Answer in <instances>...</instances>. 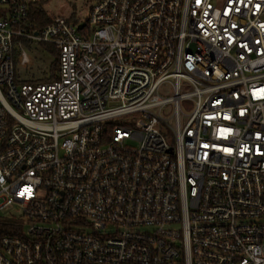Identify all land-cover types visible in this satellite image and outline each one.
<instances>
[{
    "label": "built area",
    "instance_id": "1",
    "mask_svg": "<svg viewBox=\"0 0 264 264\" xmlns=\"http://www.w3.org/2000/svg\"><path fill=\"white\" fill-rule=\"evenodd\" d=\"M49 1L0 0V264H264V0Z\"/></svg>",
    "mask_w": 264,
    "mask_h": 264
},
{
    "label": "rangeland",
    "instance_id": "2",
    "mask_svg": "<svg viewBox=\"0 0 264 264\" xmlns=\"http://www.w3.org/2000/svg\"><path fill=\"white\" fill-rule=\"evenodd\" d=\"M45 13L51 18L65 17L73 22H76L77 18L81 21L88 20L89 18V5L88 0H50L44 6ZM51 47L44 44H27V52L32 61L30 68H21L16 63V78L19 81L27 80V83H31L34 80L48 78L52 75L53 63L55 61V55L50 51ZM183 108L186 112L193 110L191 102H183ZM172 109L165 113L166 117H170ZM116 125H121L122 120H116ZM12 209L6 210L2 215L7 217L9 221L23 224L25 230L28 228L29 221L25 219H18L16 215L12 218Z\"/></svg>",
    "mask_w": 264,
    "mask_h": 264
},
{
    "label": "trees",
    "instance_id": "3",
    "mask_svg": "<svg viewBox=\"0 0 264 264\" xmlns=\"http://www.w3.org/2000/svg\"><path fill=\"white\" fill-rule=\"evenodd\" d=\"M52 20V18L50 16H48L45 11L41 10V17H40V21H39V24L40 26H44L48 23H50ZM51 52L54 53L55 56V61L53 63V69H52V75L48 78H43V79H38L37 81L38 82H46V81H50L52 80V78L54 77V74L57 70V67H58V59H57V53L55 50H53L52 48L50 49Z\"/></svg>",
    "mask_w": 264,
    "mask_h": 264
},
{
    "label": "water",
    "instance_id": "4",
    "mask_svg": "<svg viewBox=\"0 0 264 264\" xmlns=\"http://www.w3.org/2000/svg\"><path fill=\"white\" fill-rule=\"evenodd\" d=\"M83 26H80V28H82Z\"/></svg>",
    "mask_w": 264,
    "mask_h": 264
}]
</instances>
